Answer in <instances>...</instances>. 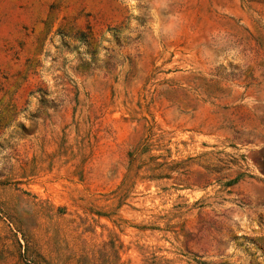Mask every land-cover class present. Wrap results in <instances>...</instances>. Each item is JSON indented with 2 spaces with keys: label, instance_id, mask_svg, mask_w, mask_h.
<instances>
[{
  "label": "rangeland",
  "instance_id": "1",
  "mask_svg": "<svg viewBox=\"0 0 264 264\" xmlns=\"http://www.w3.org/2000/svg\"><path fill=\"white\" fill-rule=\"evenodd\" d=\"M0 264H264V0H0Z\"/></svg>",
  "mask_w": 264,
  "mask_h": 264
},
{
  "label": "clouds",
  "instance_id": "2",
  "mask_svg": "<svg viewBox=\"0 0 264 264\" xmlns=\"http://www.w3.org/2000/svg\"><path fill=\"white\" fill-rule=\"evenodd\" d=\"M132 2H133V0H129V4H130V5L132 4Z\"/></svg>",
  "mask_w": 264,
  "mask_h": 264
}]
</instances>
